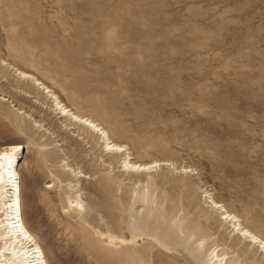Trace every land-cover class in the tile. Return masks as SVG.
I'll return each instance as SVG.
<instances>
[{
	"label": "rangeland",
	"instance_id": "374dc122",
	"mask_svg": "<svg viewBox=\"0 0 264 264\" xmlns=\"http://www.w3.org/2000/svg\"><path fill=\"white\" fill-rule=\"evenodd\" d=\"M2 62L135 162L172 166L122 169ZM1 96L0 149L24 147V220L49 264H264L211 203L264 239V0H0Z\"/></svg>",
	"mask_w": 264,
	"mask_h": 264
},
{
	"label": "bare ground",
	"instance_id": "6f19581e",
	"mask_svg": "<svg viewBox=\"0 0 264 264\" xmlns=\"http://www.w3.org/2000/svg\"><path fill=\"white\" fill-rule=\"evenodd\" d=\"M2 63L15 70L21 79L30 81L34 86H38L39 89L49 95L54 110L61 118L69 120L75 126L96 133L103 142L105 152L121 155L123 157L122 169L124 168L131 173H148L162 165L172 166L169 162L160 161L151 163L135 162L128 152L127 146L112 140L109 132L100 123L90 117L76 113L34 75L17 69L6 62ZM0 98L7 100L5 96ZM22 149L24 150V147L18 144L7 145L0 149V264H49L43 248L24 220L21 177L19 174L20 152ZM211 203L214 208L223 212L224 218L233 224L234 232L242 239L244 238L249 244L264 249V239L246 227L237 215L228 211L223 204L217 202L213 197ZM70 205L73 208L85 209L82 195L78 194L74 200L70 201ZM108 237L111 242L118 240L122 244L126 243V240L114 235ZM3 248H5L4 251Z\"/></svg>",
	"mask_w": 264,
	"mask_h": 264
}]
</instances>
